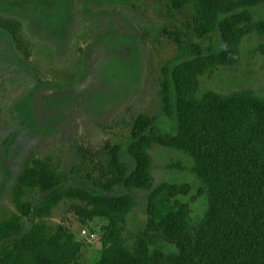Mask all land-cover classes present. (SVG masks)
I'll return each mask as SVG.
<instances>
[{
  "label": "trees",
  "instance_id": "obj_1",
  "mask_svg": "<svg viewBox=\"0 0 264 264\" xmlns=\"http://www.w3.org/2000/svg\"><path fill=\"white\" fill-rule=\"evenodd\" d=\"M169 3L174 12L190 9L187 30L198 41L177 37L175 63L160 70V114L175 120L174 134L161 132L154 117L136 116L125 149L128 161L121 147L113 146L108 177L90 187L70 185L72 175L80 178L78 168L68 173L32 161L13 189L14 213L0 222V264H84L81 241L60 227L51 235L44 223L60 203L76 213L80 227L102 222L92 264H264V97L252 90L196 96L200 77L238 63L245 37L264 40V21L250 12L264 0ZM0 26L17 38L16 25L0 21ZM213 36L219 50L200 45ZM256 51L264 57V41ZM152 145L191 160L189 173L205 201L199 220L192 221L190 203L182 200L190 195L189 184L153 188ZM169 168L183 170L180 164ZM85 178L91 181V174ZM134 190L147 193L145 226L126 232ZM32 192L35 197L28 199ZM163 244L173 252L163 251Z\"/></svg>",
  "mask_w": 264,
  "mask_h": 264
},
{
  "label": "rangeland",
  "instance_id": "obj_2",
  "mask_svg": "<svg viewBox=\"0 0 264 264\" xmlns=\"http://www.w3.org/2000/svg\"><path fill=\"white\" fill-rule=\"evenodd\" d=\"M250 12L264 21V3ZM190 19L189 8L174 12L169 0H0V21L17 26L15 39L0 26V222L14 213L13 189L32 161L68 173L78 168L80 178L72 175L70 185L90 187L108 177L113 146L119 145L128 161L125 149L136 116L154 117L161 132L174 134L175 120L160 114V70L175 63L177 37L198 42L187 30ZM263 41L255 34L245 37L238 63L200 77L196 96L252 90L264 97V57L256 51ZM199 43L221 48L216 36ZM148 152L153 188L189 184L190 195L182 200L190 203L192 221L199 220L205 201L189 173L191 160L158 145ZM177 164L183 170L169 168ZM131 194L136 204L126 232L144 228L146 220L147 193ZM44 223L51 235L59 227L72 233L83 245L81 262L93 263L102 222L80 227L76 213L60 203ZM90 232L94 238H88Z\"/></svg>",
  "mask_w": 264,
  "mask_h": 264
},
{
  "label": "built area",
  "instance_id": "obj_3",
  "mask_svg": "<svg viewBox=\"0 0 264 264\" xmlns=\"http://www.w3.org/2000/svg\"><path fill=\"white\" fill-rule=\"evenodd\" d=\"M82 234L83 235H85L86 234V232L85 231H82ZM86 236H88V234H86ZM88 238H94V234H91V235H89V237Z\"/></svg>",
  "mask_w": 264,
  "mask_h": 264
},
{
  "label": "flooded vegetation",
  "instance_id": "obj_4",
  "mask_svg": "<svg viewBox=\"0 0 264 264\" xmlns=\"http://www.w3.org/2000/svg\"><path fill=\"white\" fill-rule=\"evenodd\" d=\"M67 3H68V2H67ZM67 3H66V4H67ZM63 8H64V6H63Z\"/></svg>",
  "mask_w": 264,
  "mask_h": 264
}]
</instances>
